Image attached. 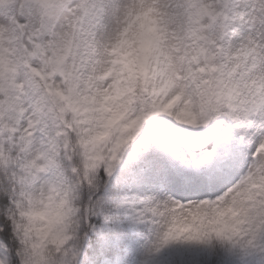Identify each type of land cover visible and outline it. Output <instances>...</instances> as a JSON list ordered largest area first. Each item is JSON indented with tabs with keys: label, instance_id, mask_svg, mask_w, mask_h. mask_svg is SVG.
I'll use <instances>...</instances> for the list:
<instances>
[{
	"label": "trees",
	"instance_id": "1",
	"mask_svg": "<svg viewBox=\"0 0 264 264\" xmlns=\"http://www.w3.org/2000/svg\"><path fill=\"white\" fill-rule=\"evenodd\" d=\"M18 1L3 0L13 25L12 8ZM96 1L89 0L88 8L97 10ZM69 3L41 0L42 31L34 52L43 63L42 73L32 68L27 71L34 79L32 88L42 99L49 140L57 154L55 166L75 187L69 195L76 211L67 226L70 239L63 247L44 245L40 254L19 242L24 228L19 213L25 209L28 170L19 162L25 150L7 125L6 96L15 84L16 70L8 69L9 56L0 40V264H87V258L97 261L113 255L135 234H149L151 227L148 203L131 192L128 179L120 174L122 167H130L136 154L154 142L188 159L203 151L227 152L244 121L253 120L255 108L250 105L248 81L258 58L246 52L238 70L229 66V42L238 27V0H215V8L207 12L200 0H185V29L195 68L202 71L197 81L198 124L185 127H170L171 123L155 127L158 118L144 64L147 49L156 44L153 34L136 35L132 41L127 112L92 124L88 114L91 102L86 97L87 65L94 60L92 47L90 43L77 45L76 55L69 56L60 54L52 40ZM81 21L80 17L76 22L81 25ZM76 28L80 38L82 26ZM69 67L67 95L51 94L46 80L60 78ZM167 249L168 264H244L250 258L264 264V153L251 202L244 203L240 211L232 208L230 215L222 210L219 215L205 217L191 226L187 239L171 238Z\"/></svg>",
	"mask_w": 264,
	"mask_h": 264
},
{
	"label": "rangeland",
	"instance_id": "2",
	"mask_svg": "<svg viewBox=\"0 0 264 264\" xmlns=\"http://www.w3.org/2000/svg\"><path fill=\"white\" fill-rule=\"evenodd\" d=\"M185 0H98V9H87V0H71L60 15L53 33L54 45L60 54L75 56L79 31L90 27L95 60L88 63L90 73L88 99L91 117L98 123L119 117L128 108L125 82H130L126 60L130 58L132 39L136 34L154 33L157 44L146 52V78L158 123L172 126L195 124L198 120L199 95L194 68V53L188 45L184 24ZM214 0H202L213 8ZM41 0H20L9 9L0 0V40L9 56V67L17 71L18 83L9 98L8 120L19 135L28 141L26 163L30 184L26 195L27 210L20 213L24 233L19 241L35 254L42 246L57 243L64 233L55 223L71 213L66 210L69 188L53 168L39 100L33 101L27 66L39 70L34 55L36 37L42 31ZM100 14L96 15L99 8ZM82 17L81 25L76 19ZM238 30L233 34L230 66L239 68L243 52L258 55L259 62L251 70L249 87L255 120L235 136L225 156L205 153L191 162L176 158L158 144L139 153L128 171L131 191L143 194L152 216L150 233L137 234L113 255L87 264H168V241L189 237L192 225L207 216L220 214L248 200L253 193L254 179L264 150V0H238ZM81 39H79L80 42ZM76 42V43H75ZM24 52V53H23ZM23 54V56H22ZM22 56V57H21ZM24 58V60L22 59ZM68 71L60 79L50 81L57 94H65ZM170 126V127H172ZM124 173V170L121 171ZM71 216V214L69 215ZM27 228L30 234L27 233ZM65 244L64 239L59 245ZM245 264H258L254 259Z\"/></svg>",
	"mask_w": 264,
	"mask_h": 264
}]
</instances>
